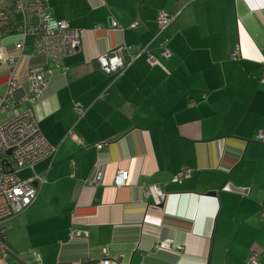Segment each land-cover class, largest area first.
Returning <instances> with one entry per match:
<instances>
[{
    "label": "crops",
    "instance_id": "crops-1",
    "mask_svg": "<svg viewBox=\"0 0 264 264\" xmlns=\"http://www.w3.org/2000/svg\"><path fill=\"white\" fill-rule=\"evenodd\" d=\"M44 1L46 22L83 33L60 63L33 34L22 49L20 32L0 40V96L13 76L20 101L30 67L52 70L15 112L31 107L58 145L33 167L46 179L34 202L0 223L9 246L0 244V264H247L251 251L264 264V0ZM161 11L179 13L160 31ZM118 45H146L158 63L142 53L113 81L96 57ZM119 169L128 179L115 186ZM151 185L162 195H146ZM160 241L182 249H156Z\"/></svg>",
    "mask_w": 264,
    "mask_h": 264
},
{
    "label": "built area",
    "instance_id": "built-area-1",
    "mask_svg": "<svg viewBox=\"0 0 264 264\" xmlns=\"http://www.w3.org/2000/svg\"><path fill=\"white\" fill-rule=\"evenodd\" d=\"M182 1V0H175ZM192 1V0H188ZM15 11L20 15L22 39L18 41L17 47L22 49L24 46V37L27 34H33L35 37L36 48L52 58L56 63L73 53L81 43L83 31L69 26L64 19L57 20L53 25L45 21V14L48 6L44 0H15ZM161 11L158 15L159 30L171 27L177 14ZM135 24H132L134 26ZM166 41L161 45V54L169 57L170 48ZM145 53L150 64L158 63L150 53L146 45L138 46L130 53L125 45L112 47L108 51L99 54L96 57L98 68L106 75L116 80L124 70L140 54ZM236 56V53H232ZM264 61V59H262ZM13 63V58L8 59ZM46 73L41 67H30L27 72L28 90L23 100L34 103L42 88L47 82V76L51 69H46ZM260 80L264 82V74ZM17 87V81L13 76L8 80L5 92L0 96V115L14 111L11 116L0 118V223L7 218L18 215L26 210L36 199L38 187L46 181L44 175L34 170V165L42 159H53L58 145L49 143L42 134L38 120L36 119L31 107L19 112L15 109L21 101H12L13 90ZM75 112L82 116L85 108L74 105ZM68 136L75 138L72 131ZM256 139L264 142V132L258 131ZM100 149L102 145H96ZM10 151V154L6 152ZM27 167L31 173L27 177H20L17 174L19 168ZM189 171L183 169L179 171L173 180H178L187 176ZM102 178L100 168L97 169L94 176V182L99 183ZM128 179V172L125 169H119L114 176L113 184L115 186L124 185ZM33 183H36L34 185ZM152 190V191H151ZM153 192L157 196L162 195L161 189L157 185L145 187L144 193ZM264 217V212L261 213ZM86 234L79 230H72L71 235L79 236ZM1 244V243H0ZM4 247V245H3ZM156 249H176L181 250L180 245H172L170 241H160L155 245ZM5 249V248H4ZM5 251H7L5 249ZM259 253L251 251L247 258V264H259ZM37 264H40L39 262ZM94 264H109L108 259H101Z\"/></svg>",
    "mask_w": 264,
    "mask_h": 264
},
{
    "label": "trees",
    "instance_id": "trees-1",
    "mask_svg": "<svg viewBox=\"0 0 264 264\" xmlns=\"http://www.w3.org/2000/svg\"><path fill=\"white\" fill-rule=\"evenodd\" d=\"M5 5H0V40L8 35L21 31V20L15 11V0H4ZM0 243L9 252L4 231L0 229Z\"/></svg>",
    "mask_w": 264,
    "mask_h": 264
},
{
    "label": "rangeland",
    "instance_id": "rangeland-1",
    "mask_svg": "<svg viewBox=\"0 0 264 264\" xmlns=\"http://www.w3.org/2000/svg\"><path fill=\"white\" fill-rule=\"evenodd\" d=\"M4 3H5L4 0H0V5H1V6H4V5H5ZM6 86H7V85H6ZM23 98H24V97H23ZM20 101L22 102V101H25V100L22 99V100H20ZM25 174H26V173H24V171L21 173V175H25Z\"/></svg>",
    "mask_w": 264,
    "mask_h": 264
},
{
    "label": "water",
    "instance_id": "water-1",
    "mask_svg": "<svg viewBox=\"0 0 264 264\" xmlns=\"http://www.w3.org/2000/svg\"><path fill=\"white\" fill-rule=\"evenodd\" d=\"M6 153H7V154H10V151H7ZM33 184L36 185V183H33Z\"/></svg>",
    "mask_w": 264,
    "mask_h": 264
}]
</instances>
